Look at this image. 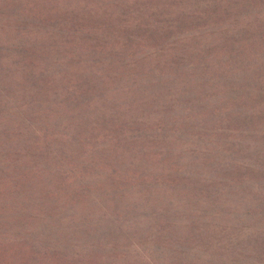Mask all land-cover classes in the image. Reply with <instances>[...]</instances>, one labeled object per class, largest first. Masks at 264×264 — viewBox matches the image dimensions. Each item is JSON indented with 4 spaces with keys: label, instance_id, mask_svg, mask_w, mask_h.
Returning <instances> with one entry per match:
<instances>
[{
    "label": "trees",
    "instance_id": "obj_1",
    "mask_svg": "<svg viewBox=\"0 0 264 264\" xmlns=\"http://www.w3.org/2000/svg\"><path fill=\"white\" fill-rule=\"evenodd\" d=\"M215 2L198 25L186 0H0V214L63 199L106 208L94 231L151 215L165 242H184L169 226L195 197L263 216L264 0ZM230 25L242 38L214 36Z\"/></svg>",
    "mask_w": 264,
    "mask_h": 264
},
{
    "label": "rangeland",
    "instance_id": "obj_2",
    "mask_svg": "<svg viewBox=\"0 0 264 264\" xmlns=\"http://www.w3.org/2000/svg\"><path fill=\"white\" fill-rule=\"evenodd\" d=\"M186 1L190 7L200 6V19L205 9L216 5L217 0ZM254 11V8L247 6L240 14L249 15ZM250 20L241 26L246 29L244 35L249 34L245 37L251 36L253 28H256L254 15ZM197 24L206 25L209 21L201 18ZM238 29L240 27L230 25V29H226L227 35L216 32L214 36L242 38L239 34L233 35L238 33ZM213 45L216 43L209 47ZM214 51L211 56L213 63H216V48ZM212 70H216V66H212ZM228 80L229 88L224 90L227 93L234 87L231 83L234 76ZM218 97L219 94L216 99ZM218 122L222 123L220 119ZM51 201L59 202L48 206L47 202L40 200V204H47L42 215L33 212L31 214L34 216L27 215L24 205L25 210L16 207L0 214V264H264V215L246 217L227 210H206L214 206L211 201L201 202L198 208L195 197L188 203L186 214L182 212L178 216L179 223L169 226L170 229L181 226L186 231L185 235L188 234L185 236L187 240L165 242L159 239L162 231L152 224L151 215L121 216L113 226L108 223L107 229L94 231L93 223H101L102 219L107 218L106 208L99 207V210L92 212L89 207L90 211L77 212L74 208L64 207L63 199ZM5 203L8 207L12 204L17 206L15 200ZM195 206L197 209L193 210ZM27 219L33 224L30 229L17 227L16 231L13 226H2V222L12 224ZM24 242L35 246L36 249H32L39 259L15 255Z\"/></svg>",
    "mask_w": 264,
    "mask_h": 264
}]
</instances>
